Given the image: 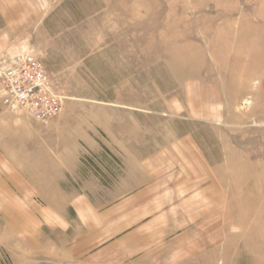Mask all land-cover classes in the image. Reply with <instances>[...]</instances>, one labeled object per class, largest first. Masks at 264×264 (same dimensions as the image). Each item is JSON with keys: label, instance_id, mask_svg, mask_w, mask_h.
<instances>
[{"label": "rangeland", "instance_id": "obj_1", "mask_svg": "<svg viewBox=\"0 0 264 264\" xmlns=\"http://www.w3.org/2000/svg\"><path fill=\"white\" fill-rule=\"evenodd\" d=\"M0 52L63 96L46 122L0 100L18 160L76 163L64 198L11 210L42 221V253L80 237L128 264H264V0H0Z\"/></svg>", "mask_w": 264, "mask_h": 264}, {"label": "crops", "instance_id": "obj_2", "mask_svg": "<svg viewBox=\"0 0 264 264\" xmlns=\"http://www.w3.org/2000/svg\"><path fill=\"white\" fill-rule=\"evenodd\" d=\"M16 123L14 115L7 112L0 113V217L4 222V227L0 229V247L9 253L11 264H128L129 259L125 258V255L121 256V259L118 255L106 254L110 249L109 245L103 250H96V253L89 254L90 246L87 243L81 245L80 237L77 241L69 239V245L66 246L69 254L55 249L44 254L42 243L34 246L36 237L40 236L38 228L34 229V221L39 218L34 217L33 213L27 209H24L26 215L20 213L17 218L11 210L18 199L33 200L40 197V199L48 200L52 198L48 195L49 190L54 191L58 199L64 198L62 195L65 193L61 189V184L64 183L65 168H75L76 163L49 160L48 149L38 145L28 146L26 150H23L27 153L22 155L21 160H18L14 149L16 134L12 133L14 138L10 137L11 130L16 131L12 128ZM22 142L25 149L26 140L23 139ZM34 184L39 186L37 190L33 187ZM19 186L20 191L17 192ZM38 194L40 196L36 197ZM45 210L40 213V216L45 217L46 223L44 224L47 225L50 214L47 208ZM22 216L27 218H22ZM38 222L43 224L41 220ZM88 226L86 223L87 228ZM34 248L41 254H34ZM81 248H85L84 253H81ZM72 252L78 253V256H72L70 254ZM0 264L3 263L0 261Z\"/></svg>", "mask_w": 264, "mask_h": 264}, {"label": "built area", "instance_id": "obj_3", "mask_svg": "<svg viewBox=\"0 0 264 264\" xmlns=\"http://www.w3.org/2000/svg\"><path fill=\"white\" fill-rule=\"evenodd\" d=\"M0 100L7 109L25 112L40 122L58 116L63 107V96L42 61L23 52H0Z\"/></svg>", "mask_w": 264, "mask_h": 264}]
</instances>
